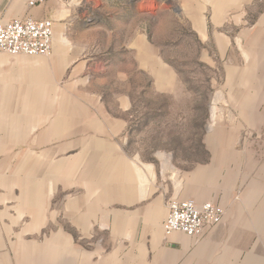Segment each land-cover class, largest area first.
<instances>
[{
  "label": "crops",
  "instance_id": "crops-1",
  "mask_svg": "<svg viewBox=\"0 0 264 264\" xmlns=\"http://www.w3.org/2000/svg\"><path fill=\"white\" fill-rule=\"evenodd\" d=\"M98 1L0 0V23L49 20L54 31L49 56L0 53V264H118L67 252L71 234L116 233L119 225L133 242L129 264H264V242L254 241L264 238V0L184 3V12L200 4L195 32L211 47L206 59L232 68L214 104L221 121L263 141L230 150L221 183H212L208 164L167 186L159 184L162 164L158 174L127 151L135 69L158 81L165 63L127 19L87 25L83 6ZM49 90L61 97L49 101ZM171 198L212 202L223 221L198 238L167 236ZM137 237L150 247L134 244Z\"/></svg>",
  "mask_w": 264,
  "mask_h": 264
},
{
  "label": "rangeland",
  "instance_id": "rangeland-1",
  "mask_svg": "<svg viewBox=\"0 0 264 264\" xmlns=\"http://www.w3.org/2000/svg\"><path fill=\"white\" fill-rule=\"evenodd\" d=\"M186 1L190 2L132 0L133 10L126 6L125 0H100L83 6L87 25L100 22L111 26L127 19L135 34L144 32L155 54L165 63L158 81L135 69L132 122L128 124L131 138L127 146L129 157L131 152H137L143 162L157 165L158 174L162 164L166 180L160 179L159 184L165 186L176 175L187 176L190 170L208 164L212 183H221L222 159L230 150H239L245 145L253 147L255 141H263L249 133L244 124L221 121L225 113L214 104L224 99L227 75L232 68L224 65L219 57L214 59V64L206 59L211 47L201 42L195 32V24L200 23V4L195 1L184 12ZM61 94V90H49V101L60 98ZM215 159L217 163L211 164ZM171 200H167L168 205ZM53 207L60 212V203ZM74 222L70 219L71 226ZM115 231L96 229L92 234H71L73 248L67 253L87 262H109L116 258L118 264H129L128 257L134 254L133 242L125 234V228L119 225ZM254 241L263 243L264 238L257 236ZM141 243L150 247L148 240L141 242L137 237L134 244Z\"/></svg>",
  "mask_w": 264,
  "mask_h": 264
},
{
  "label": "built area",
  "instance_id": "built-area-1",
  "mask_svg": "<svg viewBox=\"0 0 264 264\" xmlns=\"http://www.w3.org/2000/svg\"><path fill=\"white\" fill-rule=\"evenodd\" d=\"M46 1L30 0L29 6H39ZM53 37V24L49 20L26 19L0 23V53L11 56H49L52 52ZM224 215V210L212 202L198 205L193 200L173 198L169 203L164 232L167 236L180 233L198 238L206 229L220 225Z\"/></svg>",
  "mask_w": 264,
  "mask_h": 264
}]
</instances>
